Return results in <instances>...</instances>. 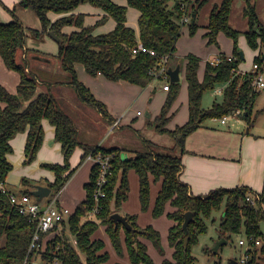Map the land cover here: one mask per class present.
Segmentation results:
<instances>
[{
    "label": "trees",
    "instance_id": "trees-1",
    "mask_svg": "<svg viewBox=\"0 0 264 264\" xmlns=\"http://www.w3.org/2000/svg\"><path fill=\"white\" fill-rule=\"evenodd\" d=\"M170 1H173L172 4ZM187 0H126L127 5H118L112 0H20L19 5L25 9L31 8L40 23V30L31 29L35 36L53 32L57 37L59 60L61 69L69 76L78 100L90 105L104 117L112 119L106 105L98 100L88 87L81 82L76 74L75 65L80 64L90 76L101 75L109 81H125L127 83L147 87L154 81L153 72L160 67L167 57L166 65L173 64V53L176 42L180 37V22L182 11L180 3ZM244 16L248 18V30L243 33L248 46L253 51H259L254 57V63L260 66L264 62L261 49L264 48V26L260 23L251 0H244ZM82 3H88L100 8L103 15L93 26H85V15L73 11ZM233 0H222L215 5L209 15L208 25L204 37L207 44H218L219 33H224L233 42L231 60L221 54L217 63L206 62L203 78H198L200 58L194 54L185 56V80L188 92V119L182 125L168 129L172 115L169 109L178 96L180 82L168 81L169 87L165 103L159 115L155 117V129L159 133H167L173 141L170 152L156 151L147 145L143 152H132L134 155L123 157L124 148H105L100 146L83 145L78 138L77 127L73 119L62 109L58 101L49 93H37L38 80L27 71L28 65L16 61L17 53L25 47L26 27L10 12L12 21H0V57L7 67L19 74L16 91L10 92L0 85V182L6 183V177L12 169L7 155L13 149L10 140L18 133L26 132L24 148V164H30L36 159L37 152L44 139L42 120H47L54 128V140L61 144L63 164H41V167L54 173L53 182L47 186L51 188L48 198L61 190L72 177L77 167L71 168L69 159L77 147L83 149L81 161L89 152L101 151L104 154L113 153L111 171L106 195L99 201V211L94 219L88 218V212L95 205L93 187L95 182V167L90 173V181L84 185L85 198L71 213L63 226H68L69 235L62 230L61 236L47 242V249L43 253L44 260L58 258L62 264H104L108 261V254L104 251L105 244L95 238L94 234L100 225L106 227L111 241L116 243L118 229L123 226L118 223L115 228L111 215L118 212L122 203L128 197L127 171L132 169L138 177L139 199L142 209L149 206L150 181L160 184L152 214L159 217L165 213L167 206L173 210L167 217L175 224L169 228L168 243L172 247V259H164L161 264H196V259L190 253L191 245L197 242L200 234L205 233L207 226L205 219L214 212H220L217 227L218 240H229L232 235L243 234L249 246L244 254L247 260L243 264H264V245L258 249L255 241L263 238L261 224L264 222V188L261 193H254L246 187L230 189L220 188L209 194L198 197L189 193L179 174L181 159L175 152L185 150L187 137L196 129L202 127L206 120L222 118L238 112L250 125L252 107L258 95L251 87L253 73L232 71L237 69L242 60L237 46L238 38L242 35L229 24V15ZM201 4L193 3L192 20L188 25L192 36L198 29L196 23L197 7ZM131 7L139 12L137 19L139 35L127 26V8ZM62 14L55 21H51L48 13ZM111 18L115 27L107 33L94 35L92 33L99 26ZM66 26H74L78 30L70 33L63 32ZM140 42L143 46L155 52V55L132 50ZM23 59H26L25 56ZM216 85H223L222 99L214 101L204 109L202 98L205 92L213 90ZM148 144V143H147ZM24 181V180H23ZM23 194H30V190H22ZM258 196L250 203L246 196ZM191 211L193 220L188 225V245L184 249L185 234L182 230L184 213ZM134 230L125 229V246L131 264H151L146 247L137 239L140 229L136 224V217L124 215ZM35 230V225L27 216L19 213L13 206L7 194L0 192V264H22L29 256V245ZM144 232L155 245L158 244L159 232L147 227ZM71 236L73 243L68 238ZM246 244V245H247ZM58 247V248H57ZM116 249H119L115 244ZM121 264V263H116ZM231 264V263H230ZM238 264H240L238 262Z\"/></svg>",
    "mask_w": 264,
    "mask_h": 264
},
{
    "label": "crops",
    "instance_id": "crops-1",
    "mask_svg": "<svg viewBox=\"0 0 264 264\" xmlns=\"http://www.w3.org/2000/svg\"><path fill=\"white\" fill-rule=\"evenodd\" d=\"M19 1L20 0H0V21L4 23L12 21L13 18L8 10L13 9L15 15L26 27L27 40L25 47L22 50L23 58L24 56L25 58L30 56L32 61H36V63L39 62L43 64L44 67L47 65L55 76L63 75L62 72L64 71L61 69L60 63L59 66L56 64L54 68L49 66L51 63L50 59L55 58L57 54V49L54 50L52 46L50 47L53 55H49V53L47 54L44 50V46H46L49 41L48 37L51 36L42 33L39 36H35L31 33V29L40 30V23L34 11L31 8L25 9L21 7L19 5ZM112 1L118 5H127L126 0ZM251 1L255 6L259 21L264 26V16L260 15L264 4L260 5L256 0ZM172 2L173 1H170L171 4ZM198 2H201V4L197 7L196 14L198 29L193 36H187L185 33L189 32L188 25L183 26L185 27L184 30H182L183 27L181 28L180 37L176 42V50L173 53V64H169L172 68L180 65L179 82L182 80L186 88L187 82L185 80L184 72L186 64L185 56L187 54L191 53L200 58L198 78L201 80L203 75L202 73L199 75V70L202 68V65L205 67L206 62H217L221 54L231 56L233 52L232 40L231 42L227 40L222 33H219L217 37V41L222 47L220 50L214 49L207 44V39L204 37V34L207 31L206 27L208 25L210 12L212 8L215 5H219L222 0H198ZM3 6H5L8 10ZM232 6L233 7L229 15L230 25L239 32H246L248 30V22L243 15L245 1L233 0ZM73 13H81L85 15V26H93L103 15V11L100 8L94 7L88 3L78 5ZM61 16L62 14H56L53 12L48 13V17L52 22ZM138 16L139 12L136 9L131 7L127 8L126 24L135 31L137 37L139 35L137 23ZM71 27L78 30L74 26H66L63 28V32L69 33V30L67 29ZM114 27L115 21L108 18L105 23L96 26L92 33L94 35L104 34L110 32ZM200 34H202V37ZM239 38V46L243 48L244 44H246V39L244 36ZM51 39L54 40L52 37ZM240 52H242L244 58V52ZM256 53L257 51H253V56H256ZM76 65L75 70L78 79L90 89L98 100L102 101L106 105L107 111L112 118L111 120L104 117L90 105L81 103L78 100L72 86L69 85V80H61L58 77L53 76L46 80H42L41 82L38 81L37 93H49L58 101L62 109L66 113L68 112L67 114L73 119L77 127L79 141L83 132V129L80 126V121L82 119L88 118L91 114L97 112L95 115H97L98 118H102L104 123H109V125L107 124L109 129H111V127L113 129L114 126L118 127L121 120L125 119L126 115H128L125 113V107L129 108L131 104L135 105L144 93H148L150 95L148 101L151 102L152 97L158 89L164 94L167 92L163 90V85H160L161 83L165 84V82L161 80H154L147 87L141 88L125 81H109L101 75H97L95 77L90 76L86 73L85 69L77 68ZM26 70L31 71L29 66ZM237 71L241 74L249 73L245 72L246 70L244 71L241 67H238ZM8 90L13 93L16 91L14 89ZM220 92L222 93V90H220ZM175 105L172 106L169 112V114L174 112V117L171 122H178L176 125H181L188 119V93L187 109L185 105H183L180 110L175 111ZM136 114L141 115V112L137 110ZM235 114L240 117V120L226 119L225 123H221L219 120L209 119L211 123L208 124H206L205 121L202 127L196 129L187 137L185 141V150L183 152L178 150L175 152V154L180 156L181 159V172L179 174V178L188 186L189 193L191 195L203 197L216 189H230L235 187H246L254 193L262 192L264 188V133H254L251 130V125L243 119L238 112ZM116 123L117 125H115ZM42 127L44 130V139L37 152L36 159L30 164H24V148L27 133H18L10 140L13 151L7 155V159L12 164V169L6 177L5 184L11 192L23 194L21 187L26 184H32V186H47L49 182H53L54 173L49 169L41 167V164H63L61 144L54 140L55 128L45 119L42 120ZM80 143L83 145L100 146L97 141H80ZM113 147L118 146L114 145V143H111L109 146H105V148ZM118 148H123V146H119ZM82 155L83 149L81 147H77L69 159V164L71 168L78 166L73 176L77 172L84 171L86 174L88 173L90 181V173L93 165L89 161H82L80 163ZM122 156L127 157L125 153ZM73 176L72 179L70 178V180L63 187L58 200V205L67 207L71 213L85 198L84 195V198H82L81 201L73 205L74 207H72V202H70L71 200H66V192L73 180ZM42 180H45V184L42 183ZM167 209H169V211H167ZM172 210L173 209L170 206L166 207L167 213ZM118 213L124 215V213H121L120 211H118ZM174 224L175 223L172 221L170 227ZM62 230H64L63 225H61L57 231L49 233L45 238L46 243L54 239L56 236L60 237ZM170 249L171 258L168 260L172 259L173 249L172 247H170ZM161 259L162 262L167 258L162 257ZM128 263L131 264L129 259Z\"/></svg>",
    "mask_w": 264,
    "mask_h": 264
},
{
    "label": "rangeland",
    "instance_id": "rangeland-1",
    "mask_svg": "<svg viewBox=\"0 0 264 264\" xmlns=\"http://www.w3.org/2000/svg\"><path fill=\"white\" fill-rule=\"evenodd\" d=\"M191 6L195 1L187 0ZM258 4H264V0H256ZM233 7V6H232ZM255 7V6H254ZM232 9V8H231ZM194 10H192L193 12ZM256 11V9H255ZM135 12V11H134ZM262 13V14H261ZM260 15L264 16V7L262 8V12ZM257 14V13H256ZM244 15V12H243ZM258 16V15H257ZM245 17V16H244ZM248 22V18L245 17ZM259 19V18H258ZM192 20V16L190 19V23ZM188 23L187 25H189ZM261 23V22H260ZM230 24V23H229ZM262 24V23H261ZM231 26V25H230ZM249 26V25H248ZM187 27V26H186ZM232 27V26H231ZM233 28V27H232ZM185 27L182 28L184 30ZM234 29V28H233ZM69 33L75 31V28H69ZM236 30V29H235ZM189 31V30H188ZM196 33V32H195ZM240 35L239 37L243 36ZM187 36H189V32H186ZM222 35L231 42V39L228 38L224 33ZM191 36V35H190ZM193 36V35H192ZM202 37V34H200ZM49 41L47 45L44 46V50L49 53V55H53L50 47L54 48V50H58V45L56 41L52 40L51 37H48ZM240 39V38H239ZM233 43V42H232ZM231 43V45H232ZM240 41L238 40L237 46L239 51L244 52V58L239 62L237 68L241 67L245 72H250L252 66L254 64L253 50L248 46L247 42L244 44L243 48L240 46ZM214 49H222L220 43L217 45L210 44ZM56 50V53L58 52ZM261 58L264 56V48L261 49ZM259 54L257 50L256 55ZM188 55V54H187ZM16 61L22 65L27 64L33 76L37 78L38 81L46 80L50 77H58L61 80H69V76L67 73L62 72L63 75L55 76L54 73L50 71V69L41 63H36V61H32L31 57L28 56L26 59H23L22 51L17 53ZM49 66L54 68L56 64L59 66V60L55 57L50 59ZM43 65V66H42ZM77 68L84 67L80 64L76 65ZM203 67L199 70V75L202 73L204 75ZM260 73L264 77V62L260 64ZM19 82V74L13 70L7 69L4 65L1 57H0V85L4 86L7 90L14 89L16 90V86ZM160 85H164L161 83ZM223 85H216L213 90L207 91L204 93L202 98V106L204 109L209 108L214 101L220 102L222 99V93L220 90H223ZM158 89V88H157ZM258 95L255 98L254 105L252 107L251 112V130L254 133H264V90L257 91ZM187 88L184 86L182 80L180 81V89L177 98L172 103L170 109L173 105L176 106L175 111L180 110L183 105H185L187 109ZM150 95L148 93H144L139 101L134 105H130L129 108L125 107L126 118L121 120L120 125L118 127L114 126V128L109 129V123H104L102 118H98L97 115L91 114L88 118H84L80 121V126L83 129L80 141L84 142H96L99 143L101 147L109 146L111 143L114 145L123 146L125 149L126 155H134L132 152H143L146 150L147 145L154 148L156 151L162 152H170L171 147H173L172 138L167 133H159L155 129V117L160 114L161 109L165 103L167 92L164 94L161 90H157V92L152 97V101L149 102ZM169 109V112H170ZM139 110L141 115H137L136 111ZM68 113V112H67ZM124 113V114H125ZM148 113L151 116H147ZM172 118L167 125L168 129H173L178 122H171L174 117V112H171ZM74 117V115H73ZM77 119V116H76ZM228 120L238 119L240 117L235 113L227 116ZM211 123L210 120H206V124ZM184 124V123H183ZM182 125V124H181ZM148 143V144H147ZM122 154V155H123ZM73 176V175H72ZM75 178V179H74ZM128 178V197L122 203L120 207V212L124 213V215H130L136 217L137 227L140 229V233H137V239L146 247V251L152 260L151 264H160L161 258H171V249L168 243V231L171 225L169 218L166 213L169 209H165L166 213L163 215L154 218L152 214L153 203L156 197V194L159 189L160 184L150 181V198H149V206L146 209H142L139 199V183L138 177L134 170L130 169L127 171ZM72 179V177H71ZM70 180V179H69ZM89 182V175L84 171L77 172L73 176V180L68 187L66 192L67 201L71 200L72 207L77 202L81 201L84 198V185ZM42 183L45 184V180H42ZM22 190H31L33 189L32 184H26L21 187ZM18 192V190H17ZM69 199V200H68ZM45 200H41L42 204H45ZM89 213V212H88ZM89 219H94V217H88ZM220 212L212 213L209 218L205 219V224L207 226L206 232L202 233L198 236L197 242L190 247L191 255L196 259V264H230L233 260H239L241 255L244 253L245 248L249 246V244L245 246L239 245V240H245V236L243 234L232 235L229 240L223 245H221L217 251L215 252V248L218 240L217 227L219 224ZM147 227H152L156 231L159 232V240L158 244L155 245L153 240L149 238L146 234L147 231L144 229ZM68 226H64V232L68 233ZM261 231L263 233V238L260 239V247L264 245V222L261 224ZM146 232V234L144 233ZM101 239L105 244L104 251L108 254V261L104 264H116V263H128V252L125 246V229L123 226H120L118 229V235L116 236V243L111 241L110 237L106 232V227L100 225L98 230L95 232L94 237ZM73 243V238L71 236L68 237ZM1 243V240H0ZM115 244L118 245L119 249H116ZM261 263H264V259L259 260ZM39 263H42L41 261Z\"/></svg>",
    "mask_w": 264,
    "mask_h": 264
},
{
    "label": "built area",
    "instance_id": "built-area-1",
    "mask_svg": "<svg viewBox=\"0 0 264 264\" xmlns=\"http://www.w3.org/2000/svg\"><path fill=\"white\" fill-rule=\"evenodd\" d=\"M180 9L182 11L180 22L182 25H187L190 23L192 6L188 1H182L180 3ZM133 53L143 52L150 55H155V52L151 49L146 48L140 42L132 50ZM232 56H228V59L231 60ZM167 57L163 59V63L158 69L153 72L154 80H161L165 82L163 85V90L168 91V81L169 76L167 72L168 66L166 65ZM218 62V61H217ZM215 62V63H217ZM232 71L238 72L237 69ZM251 73H253V79L251 81V87L254 91L264 90V77L260 73V66L256 63L253 64ZM214 120H219L221 123H225L227 116L222 118H213ZM117 125V123L115 124ZM114 154H104L101 151L89 152L84 161H89L95 167V182L93 187V199L95 205L91 208L88 213V217H94L95 214L99 211V201L106 195V186L109 180V174L111 171V160ZM63 189V188H62ZM61 190L55 193L50 198H44L45 204H42L41 201H37L34 196L28 194H16L11 192L6 187L4 182H0V192L7 194L10 203L15 206L19 213L27 216L29 221L35 225V230L33 232L30 245L28 248L29 256L24 260L22 264H62L61 260L54 258L53 260H44L43 253L47 249L46 236L53 232L57 231L60 226L67 222L71 216V211L64 206L58 205V200L61 195ZM258 196L248 195L246 200L250 203H253V200ZM240 246H245L247 240H239ZM260 241L256 240L255 245H260ZM58 248V247H57ZM247 260V255L242 254L238 262L240 264L245 263ZM42 263H39V262Z\"/></svg>",
    "mask_w": 264,
    "mask_h": 264
},
{
    "label": "water",
    "instance_id": "water-1",
    "mask_svg": "<svg viewBox=\"0 0 264 264\" xmlns=\"http://www.w3.org/2000/svg\"><path fill=\"white\" fill-rule=\"evenodd\" d=\"M49 35L54 39L57 40V37L54 35L53 32H50ZM239 54L241 55V57L243 58L242 52H239ZM264 60V56L262 57ZM179 70H180V65H177L175 68H172L170 66H168L167 68V72H168V76H169V80L172 83H176L179 82L180 77H179ZM146 115L149 117L150 115L148 113H146ZM51 193V188H49L48 186H42V185H34L33 189L30 191V194L32 196H34L36 198L37 201H41L44 198H47ZM111 218L114 222L115 228L117 227L118 223H121L127 230H134L132 228V226L128 223V221L126 220L125 216L118 213V212H114L111 215ZM193 220V214L191 211H187L184 213V220L182 223V230L183 233L185 234V239H184V249H187V245H188V225L189 223ZM227 241L226 239L222 238L219 240V242L216 245L215 248V252L217 251V249L225 244ZM231 264H238L237 260H233L231 261Z\"/></svg>",
    "mask_w": 264,
    "mask_h": 264
}]
</instances>
